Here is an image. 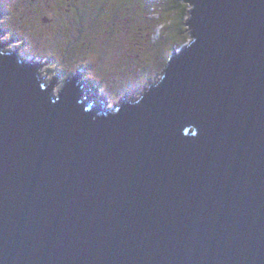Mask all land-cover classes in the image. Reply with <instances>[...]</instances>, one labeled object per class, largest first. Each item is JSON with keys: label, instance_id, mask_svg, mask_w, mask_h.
Segmentation results:
<instances>
[{"label": "water", "instance_id": "1", "mask_svg": "<svg viewBox=\"0 0 264 264\" xmlns=\"http://www.w3.org/2000/svg\"><path fill=\"white\" fill-rule=\"evenodd\" d=\"M186 4L113 107L79 72L55 96L0 24V264H264V0Z\"/></svg>", "mask_w": 264, "mask_h": 264}, {"label": "rangeland", "instance_id": "2", "mask_svg": "<svg viewBox=\"0 0 264 264\" xmlns=\"http://www.w3.org/2000/svg\"><path fill=\"white\" fill-rule=\"evenodd\" d=\"M57 1L63 0H40L43 4H56ZM79 2L81 4V0ZM148 2L98 0L83 11L78 7L68 9V13L61 9L60 15H50L53 16L50 23L41 24L32 11L31 0H0V11L3 13L0 24L7 31L3 40L10 41L8 48L11 50L21 47L18 52L26 59L41 61V75L46 83L59 79L54 88L55 96L59 95L69 79L81 72L85 75L83 79L91 80L99 90V97L109 102L108 107H113L121 104L123 98H140L151 84L160 80L168 57L176 50L180 51L190 40L189 32L187 39L179 34L180 20L173 15L167 16L170 26L158 46L154 42L159 40L161 28L156 31L158 23L150 22L156 20L154 17H150L149 22H138L133 33L134 41H122L127 35L125 30L110 25L124 27L127 17L115 15L116 11L129 15L131 30L136 26L138 15L145 17ZM166 11L162 12V20ZM50 13L48 9L47 15ZM141 27L147 28V39L143 37L142 45L148 44L150 47L145 48L138 43L142 35H146L141 34ZM153 34L156 35L152 42ZM142 48L146 49V53ZM137 55L143 57L144 61L146 58L147 63L139 66L142 59Z\"/></svg>", "mask_w": 264, "mask_h": 264}, {"label": "trees", "instance_id": "3", "mask_svg": "<svg viewBox=\"0 0 264 264\" xmlns=\"http://www.w3.org/2000/svg\"><path fill=\"white\" fill-rule=\"evenodd\" d=\"M50 1H52V0H48V2H50ZM79 1L80 0H63V1H57L56 4H53V3L43 4L40 2V0H31L32 6H33L32 11H33L34 15L37 17L38 22H40L41 24H44V23L48 24L51 22L50 18L51 17L53 18V16H50V15H60L62 12L61 9L65 10V12L68 13V11H67L68 9L70 10L71 8L78 7V8H80L81 11H83L89 5H92V4H95L98 2V0H81V4H80ZM147 2H148V0H147ZM148 6L149 7H148V10H147L145 17L141 18L138 15L137 20L135 21L136 26L134 29H131V30L129 29V23H130L129 15L127 13H122L123 11H116L115 15L123 14V15H126V17H127L125 22H124L125 23L124 27L121 25H119V26L110 25V27H115L118 30H125L127 35L123 37L122 41L123 40L124 41H130V42L134 41L135 38H133V33L135 32V29L137 27L138 22L141 20H142V22H149L148 20L150 19V17H154V18H156L157 21L151 20L150 22L152 23V21H153L156 24L158 23V27H157L156 31L161 28L160 33H159V36H160L159 40L155 41L154 36L156 34H153V39H152V42L155 41L154 43H158V44H156V46H158L160 44L163 36H164V32L170 26V22L167 18L172 17L173 15L177 16L180 20V32H179V34L184 36L187 39V37H188L187 32H189V30L187 27L188 19L185 16H186V14H189V4H186V0H149ZM44 7H46V8L43 9ZM48 9L52 12L49 15H47ZM165 9H167V11L164 13V15H165L164 20H162L163 19L162 12H164ZM62 16H63V13H62ZM45 21H47V22H45ZM1 22H2V20H1ZM146 29L147 28H142V27H141V29H139V30H141V34H146L145 36L142 35L140 41L136 40V42L139 41L138 43L140 45H142L143 37H146L145 39H147ZM143 45L145 46V48L150 47L148 44H143ZM143 45H142V47H143ZM117 47L120 48L119 45ZM145 48H142L144 50V53H146ZM137 57L139 59H142L141 65H139V66L145 65L148 61L146 58L144 61L143 57H141L140 55H137ZM170 57H171V55L168 57L167 64H168ZM127 60H130V59H127ZM167 64H166V66H167Z\"/></svg>", "mask_w": 264, "mask_h": 264}, {"label": "clouds", "instance_id": "4", "mask_svg": "<svg viewBox=\"0 0 264 264\" xmlns=\"http://www.w3.org/2000/svg\"><path fill=\"white\" fill-rule=\"evenodd\" d=\"M1 10V9H0ZM0 23H2L1 22V20H0ZM18 48H20V47H18ZM172 57V56H171ZM171 57H170V59H171ZM169 59V60H170ZM28 61L31 63V64H34L35 65V63L36 62H40V63H42L41 61H36L35 59H28ZM51 61H47V63H50ZM168 64H169V61H168ZM168 64H167V66H168ZM167 66H166V68H167ZM166 68H165V70H166ZM165 70H164V72H165ZM164 72H163V74L161 75V78L160 79H162V77H163V75H164ZM81 75H82V82L84 83V84H86L87 86H89L90 88H91V90L93 91V93L95 94V96L101 101V102H104V100L105 101H107L106 99H104V98H102V97H99V90L98 91H94V89H93V87H94V84H93V82L91 81H89V79H83V77H85V75H83V73H81V72H79ZM39 74H41V70H40V72H39ZM42 76V75H41ZM43 78V77H42ZM72 79V78H71ZM71 79H69L68 80V82L71 80ZM45 80V79H44ZM160 81V80H159ZM158 81V82H159ZM67 82V83H68ZM51 83V82H50ZM157 83V82H156ZM49 84V83H48ZM153 84H155V83H153ZM57 85V84H56ZM95 88H96V86H95ZM98 92V93H97ZM123 99H125V98H123ZM108 102V101H107ZM109 103V102H108ZM109 105V104H108ZM117 105V104H116Z\"/></svg>", "mask_w": 264, "mask_h": 264}, {"label": "flooded vegetation", "instance_id": "5", "mask_svg": "<svg viewBox=\"0 0 264 264\" xmlns=\"http://www.w3.org/2000/svg\"><path fill=\"white\" fill-rule=\"evenodd\" d=\"M93 89H94V91H98V90L95 88V86L93 87Z\"/></svg>", "mask_w": 264, "mask_h": 264}, {"label": "bare ground", "instance_id": "6", "mask_svg": "<svg viewBox=\"0 0 264 264\" xmlns=\"http://www.w3.org/2000/svg\"><path fill=\"white\" fill-rule=\"evenodd\" d=\"M172 58H174V55H172ZM170 61V60H169Z\"/></svg>", "mask_w": 264, "mask_h": 264}]
</instances>
